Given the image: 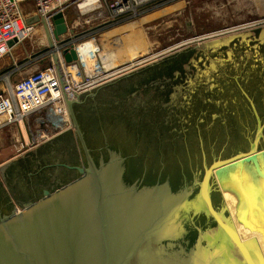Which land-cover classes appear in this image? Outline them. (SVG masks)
Here are the masks:
<instances>
[{"label": "water", "instance_id": "water-1", "mask_svg": "<svg viewBox=\"0 0 264 264\" xmlns=\"http://www.w3.org/2000/svg\"><path fill=\"white\" fill-rule=\"evenodd\" d=\"M27 24L44 26L50 49L69 32L63 13L52 18V34L38 16ZM217 40L207 46L226 42ZM62 56L67 64L78 61L73 47L62 50ZM53 58L63 84L59 57L54 53ZM130 76L72 100L66 97L82 162L59 166L78 176L56 189H43L36 200L20 201V209L1 206L0 264H264V122L255 101L237 79L257 120L248 144L223 146L210 161L198 125L201 159L195 152L188 161H178L182 170L177 161L172 169L163 156L141 155V147L166 155L163 141L150 126L145 134L135 120L127 130L122 123L128 114L96 112L107 116L108 122L101 118L98 124L104 128L102 137L93 142L86 136L77 107L99 105L95 97L100 92ZM114 121L133 135L135 150L108 136L105 130ZM224 139L217 134L215 145ZM6 168L0 171L4 179Z\"/></svg>", "mask_w": 264, "mask_h": 264}, {"label": "rangeland", "instance_id": "rangeland-1", "mask_svg": "<svg viewBox=\"0 0 264 264\" xmlns=\"http://www.w3.org/2000/svg\"><path fill=\"white\" fill-rule=\"evenodd\" d=\"M155 1L156 3L165 2L152 13L142 14L125 25L102 31H100L102 21L98 16L97 20L87 25L77 9H70L66 14L70 28L74 20L79 21L78 26L73 29L74 33L72 35L69 33L65 37L68 41L79 44L77 39L83 37L85 31L86 34L89 30L98 31L95 34V46L100 50L98 58L103 65L104 62L107 63L106 70L133 60L139 61L136 69L121 76L122 78L131 75L130 78L120 80L119 83L100 92L101 96L99 93L95 97L98 104L108 106L103 109L111 112L130 114L128 112L139 111L137 109L149 106V103L156 104L160 99H163L164 104L167 102V105H171L176 98L178 107L170 110V117L163 116V120L170 128L181 130L180 135H174L173 139H179V137L184 139L182 134L185 128L188 129L187 122L190 119L187 107L190 100L195 101L197 96L202 97V91H199L200 83L208 88L228 85L232 82L230 79L234 78L236 80L241 78L242 84L247 83L250 80V76L246 79L251 71L247 67L249 65L255 72L252 79L258 80L255 88L259 86L258 91L264 88V27L207 38L221 30L255 22L256 19L264 16V7L260 5L262 0ZM37 29L35 34L33 33L13 51L12 56H6L0 60V92L12 89L25 76L54 62L53 55L48 49L44 28L39 26ZM232 36H235L232 40L224 39ZM214 40L218 43L226 42L218 47L207 46L208 42ZM89 47L92 54H97L93 49L94 45L89 44ZM153 85H157L158 88ZM195 93L197 96L190 99L191 96H195ZM247 93L255 101L263 123L264 107L257 101L259 93L255 89ZM237 96L234 94L232 97L223 99L222 108L229 101L237 102ZM214 100L220 102L216 97ZM260 101H264L263 96ZM247 112L250 113H247L246 117H241V124L239 123L240 140L235 139L236 136L231 134L230 129L225 128V139L219 146L215 145V133L211 135L213 131L211 119L204 120L202 125L199 123L203 121H200L199 114L196 115L197 118L190 119L189 126L197 129L199 125L203 131L205 150L210 161L214 157L213 154L219 155V150L223 146L229 147V150L233 143L235 147L247 142L245 137L248 135L254 138L257 120L251 109ZM43 115L41 112L35 113L28 121L24 119V126L18 122L0 131V171L2 167H7L5 179L0 173V209L2 205L5 208L12 206L20 209L21 202L40 198L41 190L58 188L60 185L53 184L56 179H60V184H66L78 176L76 171L59 166V164L80 165L82 162L72 128L57 139L42 144L40 148L27 147V141L36 136L39 121ZM167 119H170V122H167ZM220 124H223L222 121ZM152 128L159 133L160 137L167 133V129L163 131L158 122ZM194 134L193 139L188 142L189 149L192 153L196 152L201 159L199 133L194 130ZM234 139L238 142H234ZM186 142H183V146L179 143L174 145L173 141L163 142L164 151L166 154L172 152L176 155L175 150L179 148V152L182 150L185 153V160L188 161ZM69 145L74 149L73 157L68 155ZM33 192H36V195Z\"/></svg>", "mask_w": 264, "mask_h": 264}, {"label": "built area", "instance_id": "built-area-1", "mask_svg": "<svg viewBox=\"0 0 264 264\" xmlns=\"http://www.w3.org/2000/svg\"><path fill=\"white\" fill-rule=\"evenodd\" d=\"M163 3H156L155 0H0V60L12 55L13 48L22 45L34 29L39 26L44 28L42 24H27L29 18L40 17L42 21H45L52 34V18L63 13L67 20V12L75 8L80 16L84 17L85 24L90 25L99 18L102 21L100 31L111 30L112 27L125 25L142 14L156 11ZM260 5L264 7V0L260 1ZM78 21L74 20V24L70 28L67 20L68 34L74 33L73 29L78 26ZM263 27L264 16L246 26L227 28L213 33L207 38ZM97 32L89 30V33L86 34L85 31L84 36L77 39L79 44H76L75 41H68L64 36L62 42L55 44L53 49L48 48L52 55L55 53L59 57L63 84L54 61L25 76L12 89L0 92V131L18 122L24 126V119L28 121L30 116L41 112L44 115L39 121V129L36 136L27 141V147L36 148L55 140L72 128L66 97L71 100L75 99L79 94L89 90L93 91L139 66V61L133 60L106 70L107 63L104 62L103 65L97 58L89 61L91 66L89 63H80L78 45L89 43L94 45L93 49L96 53L100 51L95 46ZM10 42H14L12 47L9 46ZM71 47L76 50L78 61L67 64L62 56V50ZM86 67L96 68L97 73L94 76L90 75ZM100 67L103 69L101 72L98 71ZM94 69H90L92 73Z\"/></svg>", "mask_w": 264, "mask_h": 264}, {"label": "flooded vegetation", "instance_id": "flooded-vegetation-1", "mask_svg": "<svg viewBox=\"0 0 264 264\" xmlns=\"http://www.w3.org/2000/svg\"><path fill=\"white\" fill-rule=\"evenodd\" d=\"M247 67L249 68V70L251 69V71H250V74L248 76H246V79H248L250 76V80L247 83L242 84V81L240 78L239 82L246 91L255 89L257 91V93H259V96H260V97L259 96L257 97V101L259 102L260 105H263V107H264V101H260L262 96L264 97V88L259 89V91H258L259 86H258V88H255L258 85V80L252 79V77L255 75V72L252 69V66L249 67V65H247ZM255 70H257V69L255 68ZM230 80L232 81L231 83L229 82L230 84L228 83V85L225 84V85H222V87H214V88H208V86H205L204 84L200 83L199 91H202V97H198L197 93H195V96L190 97V99L191 98L194 99V97L197 96L195 98V101L190 100L188 107L187 106L186 107L188 108V117H190V119L195 118V117L197 118L196 115L199 114L198 116H201V118H203L204 120L209 121V119H211L213 121V129H212L213 131L211 132L212 136H213V134H212L213 132L215 133L214 137L217 134L219 136L220 135L224 136V133H225L224 130L226 128V129H230L231 134L236 136L235 139L240 140L239 123L241 124V122H240L241 117L242 118L246 117L247 113H248L247 110L250 111V109H249V105H248L247 100L241 94L239 83L237 82L236 78L230 79ZM153 86L158 88L157 85H153ZM234 94L238 95L237 96V98H238L237 102L229 101L225 105L224 108H222L223 104H222V106H219L220 103H223V99H227L228 96L232 97V96H234ZM99 96H101V93L99 94ZM152 97L153 96H151V98ZM215 97H216V99H219L220 102L215 101L214 100ZM197 98L199 99L198 101H197ZM175 100H176V98L174 99V101H172L171 105H167L166 104L167 102H165V104H164L163 99L162 100L160 99V100H158V103H156V104L152 103L153 105L152 104L150 105V103H149V106H144L142 108L137 109L139 111L128 112L130 114H128V116H124V123H122V124L124 125V127L126 126L127 130H130V128L132 127V122H133V120H135L134 125H138L144 132H146L145 134H150V132H149L150 129H148L149 125H150V127L151 126L153 127V125L156 124V122H158L160 124L161 128L163 129V131L164 130L166 131V129H167V133H166L167 138L164 139L165 143H167L169 141H173L174 145H176L175 143L181 144V141L182 142L187 141V136L189 134H190V137H191V135H193V137H194V135H195L194 130L197 131V129H194L193 127L189 126L190 125L189 124L190 119H189V121L187 122L188 129L185 128V130L182 134L184 139H182V138L181 139L180 138L179 139H176V138L173 139L174 135H176V136L180 135L181 130L180 129H173V127L170 128L167 125V123H165V121L163 120V116L170 117L171 116L170 110H174L178 107L176 105ZM107 107L108 106H106V105L102 106L100 103V105H94L91 108L90 105L88 104V102H86V103L78 106L76 109L77 113H78V117L80 118L81 123H82L83 128H84V131L86 133V136H88V138L93 142H97L100 139V135L102 134L101 129L103 127L98 125V124H100L101 118L104 119L105 121H107L106 120L107 116H105V115H104V117L103 116L102 117L96 116L97 115L96 112L103 114V112H101V110L103 108H107ZM225 108H228V109L225 110ZM140 109H141V111H140ZM211 110H213V111L210 112ZM213 112H215V114L212 115ZM214 115H216L218 120L214 121ZM218 115H221V116L219 117ZM248 120H249V118H248ZM221 121L223 124H220ZM167 122H170V119H167ZM101 123H102V121H101ZM113 124L114 125H112L111 128H115L116 129L115 131L117 133L123 134V132H125V130L122 127H119L120 122H119V125H117L116 121H114ZM100 127H101V129H100ZM200 130H201V135H202L203 131H202V129H200ZM208 133H209V131H208ZM64 134H62V135H64ZM157 138L159 139V141L161 140V137L157 136ZM157 138H156V140H157ZM246 138L247 137H245V139ZM65 139H67V138H65ZM235 139L233 141L237 143L238 140L235 141ZM214 140H215V138H214ZM189 141H191V140H189ZM199 143H200V140H199ZM179 144H177V145H179ZM186 148H187V153H186L187 156L188 157L191 156L192 158L195 157V155H194L195 153L191 152V150L189 149V143L187 144V142H186ZM133 150H135L134 146H133ZM67 152H68V155L70 154V156H72V157L75 156L74 149L70 145L68 146ZM175 152H176V155L172 152H169L165 155L162 151V154H160V156H163L164 160H166L167 158H170V159H172L173 162L177 161L176 162L177 164L179 163L178 161H180L182 159L185 160V153L182 150H181V152H179V148H176ZM160 156L158 157V159H160ZM166 156H167V158L165 159ZM72 165H74V164H72ZM179 167H180V169L182 168V165L180 163H179ZM169 168H171V167H169ZM153 171L154 170H152L150 172H153ZM60 182L61 181L58 178L55 180V182L53 184L54 185H60ZM42 191L43 190H41V193H42ZM33 194L36 195V192H33Z\"/></svg>", "mask_w": 264, "mask_h": 264}, {"label": "trees", "instance_id": "trees-1", "mask_svg": "<svg viewBox=\"0 0 264 264\" xmlns=\"http://www.w3.org/2000/svg\"><path fill=\"white\" fill-rule=\"evenodd\" d=\"M111 128V127H110ZM116 129L115 128H111V129H109V131L108 130H105L106 132H107V134H108V136L109 137H111V139L113 138V139H115L117 142H122L124 145H126L127 146V149L129 150V151H133V143H134V137H133V135L132 134H129V135H126V133L125 132H123V134H118L116 131H115ZM109 133L111 134V135H109ZM125 133V134H124ZM113 136V137H112ZM167 135H162L161 136V140L163 141V142H165L164 141V139L165 138H167L166 137ZM102 137V134L100 135V138ZM124 138H125V141H124ZM180 139H181V137H179ZM193 139V135H191V137H190V134L187 136V144H188V142H189V140H192ZM186 142V141H185ZM181 145L183 146V142L181 143ZM127 150V151H128ZM140 151V153H141V155H142V153H147V154H149V157L150 158H155L156 160L158 159V157L160 156L159 155V153H158V151L157 150H155V149H150L149 151H147L146 149H144V147H141V149L139 150ZM160 154H162V151H160ZM167 158V156L165 157V159ZM166 164H170V167L173 169L174 168V166H175V162H173L172 161V159H170V158H167L166 159Z\"/></svg>", "mask_w": 264, "mask_h": 264}, {"label": "bare ground", "instance_id": "bare-ground-1", "mask_svg": "<svg viewBox=\"0 0 264 264\" xmlns=\"http://www.w3.org/2000/svg\"><path fill=\"white\" fill-rule=\"evenodd\" d=\"M37 29V28H36ZM36 29H34L33 30V32L30 34V36H32V34L34 33H36V31L38 30H36ZM30 36L28 37V38H30ZM27 38V39H28ZM26 39V40H27ZM58 42H56V41H54V45L55 44H57ZM48 44V43H47ZM91 45V44H90ZM17 47H19V46H16V47H14L13 48V50H12V52H11V54H13V51L17 48ZM26 52V51H25ZM100 53V52H99ZM78 54H79V56H80V59H79V62L81 63H83V64H87V63H89V61H92L93 59H95V58H97V60H99L100 61V63L101 64H103V62H101V60L98 58V53L97 54H92L91 53V49H90V47H89V44L88 43H86V44H82V45H78ZM10 56H12V55H10ZM86 69L89 71V73H90V75H92V76H94L97 72H96V68L94 69L93 67H86ZM90 69H94V71H93V73L91 72L92 70H90ZM98 71L99 72H101V71H103V69H102V67H100L99 69H98ZM118 79V78H117Z\"/></svg>", "mask_w": 264, "mask_h": 264}, {"label": "crops", "instance_id": "crops-1", "mask_svg": "<svg viewBox=\"0 0 264 264\" xmlns=\"http://www.w3.org/2000/svg\"><path fill=\"white\" fill-rule=\"evenodd\" d=\"M40 148V147H39ZM31 150H33V149H31ZM3 177V176H2ZM3 179H4V177H3Z\"/></svg>", "mask_w": 264, "mask_h": 264}]
</instances>
